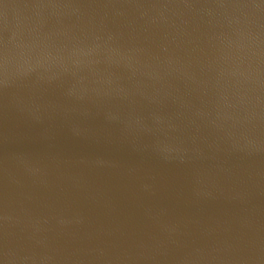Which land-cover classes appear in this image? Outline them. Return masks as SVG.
Wrapping results in <instances>:
<instances>
[{"label":"water","instance_id":"95a60500","mask_svg":"<svg viewBox=\"0 0 264 264\" xmlns=\"http://www.w3.org/2000/svg\"><path fill=\"white\" fill-rule=\"evenodd\" d=\"M0 264H264V0H0Z\"/></svg>","mask_w":264,"mask_h":264}]
</instances>
